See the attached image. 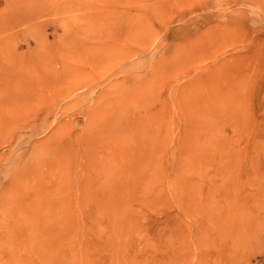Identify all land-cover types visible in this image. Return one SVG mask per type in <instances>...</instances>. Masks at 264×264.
Instances as JSON below:
<instances>
[{
    "label": "rangeland",
    "instance_id": "rangeland-1",
    "mask_svg": "<svg viewBox=\"0 0 264 264\" xmlns=\"http://www.w3.org/2000/svg\"><path fill=\"white\" fill-rule=\"evenodd\" d=\"M0 264H264V0H0Z\"/></svg>",
    "mask_w": 264,
    "mask_h": 264
},
{
    "label": "bare ground",
    "instance_id": "bare-ground-1",
    "mask_svg": "<svg viewBox=\"0 0 264 264\" xmlns=\"http://www.w3.org/2000/svg\"><path fill=\"white\" fill-rule=\"evenodd\" d=\"M143 88L144 87H142L141 88V91L143 92ZM145 99V98H144ZM156 112V111H155ZM154 112V113H155ZM144 113V112H143ZM141 114V113H140ZM143 115H145V114H143ZM158 115V114H157ZM147 117V116H146ZM157 117V116H156ZM143 116H142V118H139L138 117V115L136 116V117H132V118H130V119H128L129 120V122L128 121H124V120H120V121H114V120H108V121H106V123L104 124V123H102L101 124V129H102V132H103V136L105 137V139H106V144H107V146H109V147H104V148H106V151L108 150V152L111 154L110 155V157H116L119 153H121V152H119L120 150L119 149H117V148H119L117 145H118V141H117V139L116 138H118V137H120V135L121 134H123L125 131L127 132V133H131L133 130H138V128L139 129H141V128H143L144 127V124H143ZM157 119H159L158 117H157ZM144 121H145V119H144ZM160 121V120H159ZM156 123V122H155ZM100 129V128H99ZM99 131V133H101L100 132V130H98ZM97 131V132H98ZM128 131H131V132H128ZM146 133V132H145ZM148 133V132H147ZM144 134V133H143ZM99 135V134H98ZM133 135V134H132ZM150 135H151V133H150ZM148 136V135H147ZM124 137V136H123ZM100 138V137H99ZM122 138V137H121ZM98 139V138H97ZM102 139H103V137H102ZM119 140V139H118ZM139 140V139H138ZM105 141V140H104ZM121 142V141H120ZM133 143V142H132ZM137 146V145H136ZM144 147H145V145H143ZM132 147H133V145H132ZM91 148V147H90ZM98 148V147H97ZM99 149V148H98ZM100 149H101V147H100ZM95 150H96V148H95ZM104 150V149H103ZM131 153L133 152V149L130 151ZM95 153V152H94ZM131 153H130V155H131ZM88 155V157L91 159V158H93V160H94V154L93 153H90V154H87ZM129 155V154H128ZM127 157V156H126ZM130 157H132V156H130ZM96 158V157H95ZM128 158H129V156H128ZM107 157H106V161H107ZM110 160V159H109ZM126 160V159H125ZM104 162L103 164H104V166H103V168H105V165H107L108 163L107 162ZM128 161V160H127ZM130 161V160H129ZM93 162H95V161H93ZM125 162V161H124ZM126 163V162H125ZM88 164V163H87ZM90 164V163H89ZM127 164V163H126ZM92 165V164H91ZM96 164L94 163V165L93 166H95ZM130 165V164H129ZM138 166V165H137ZM92 167V166H91ZM108 168V167H107ZM105 169V170H109V168L108 169ZM116 169V168H115ZM113 171V170H112ZM123 171V170H122ZM147 171V170H146ZM110 172V171H109ZM108 172V173H109ZM121 173V171L120 170H117V171H113V172H111L110 173V176L109 177H111L112 179H113V177H115V176H117V175H119ZM125 174V173H124ZM129 174V173H128ZM128 174H127V176H128ZM122 175L120 174V178L118 179V184L117 185H115V186H118V185H120V187L121 186H124V188H127V187H125V178L124 177H121ZM125 176V175H124ZM115 179H113V181H114ZM112 182V181H111ZM127 185V184H126Z\"/></svg>",
    "mask_w": 264,
    "mask_h": 264
}]
</instances>
